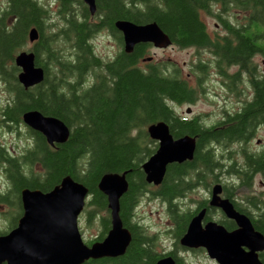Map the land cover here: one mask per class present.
<instances>
[{
  "label": "trees",
  "instance_id": "1",
  "mask_svg": "<svg viewBox=\"0 0 264 264\" xmlns=\"http://www.w3.org/2000/svg\"><path fill=\"white\" fill-rule=\"evenodd\" d=\"M214 1L95 0V13L91 15L81 0H60L57 7L54 0H0V80L8 92L1 108L6 120L12 126L22 125V115L37 110L62 120L70 129L64 143L50 145L42 133L26 127L27 139L31 137L33 144L17 155L0 146V163L4 162L17 194L23 188L50 191L66 175L82 183L89 197L83 218L99 224L97 236L87 241L90 245L102 240L111 227L107 198L98 183L107 173L126 172L128 186L119 199V215L131 233V241L123 255L90 258L82 264H155L165 255H171L175 264H188L178 253L182 248L178 240L191 217L201 207H208L209 200H199L195 209L184 208L182 200L198 185L210 190L212 183H221V173L228 176L222 186L226 198L264 235V193L237 199L242 186L249 189L257 174L264 176V145L249 148L256 130L264 126V76L258 75L253 65L257 54L264 58V0H231L248 12L247 24L230 27L221 21L226 31L213 37L200 12L211 13ZM222 1L227 6L229 0ZM73 3L80 4L81 19L70 10ZM53 15L57 22L50 23ZM89 18L99 22L87 23ZM117 20L136 24L154 21L168 35L171 45L205 49L214 57L207 61L199 58L192 64L193 86L167 62L150 61L143 68L139 62L152 43L139 42L131 52H125L122 33L114 26ZM51 26H57L56 30ZM32 28L38 38L27 46ZM101 28L121 42L116 56L106 61L94 53L92 44ZM21 51L33 52L35 65L44 71L42 82L28 88L19 82L21 68L14 60ZM210 63L213 74L232 91H237L234 85H244L245 78L252 97L233 111L224 109L223 116L211 124H206L201 115L179 116L175 107L198 100ZM231 66L238 67L236 72H229ZM90 73L94 76L92 84L86 82ZM159 121L169 126L174 138L189 135L196 141L193 158L169 164L154 194L167 204L172 222L169 232L175 247L167 253L156 251V235L147 234L134 211L149 188L141 165L157 148L147 127ZM233 143L242 147V160L230 149ZM218 146L224 147L226 154L220 153ZM5 202L19 210L18 216L21 214L19 201ZM259 257L264 264V254Z\"/></svg>",
  "mask_w": 264,
  "mask_h": 264
},
{
  "label": "water",
  "instance_id": "2",
  "mask_svg": "<svg viewBox=\"0 0 264 264\" xmlns=\"http://www.w3.org/2000/svg\"><path fill=\"white\" fill-rule=\"evenodd\" d=\"M90 13L95 11V0H83ZM115 27L122 33L123 48L131 52L135 44L150 42L156 48L170 46L171 40L156 22L136 24L117 20ZM29 41L38 38L35 28L29 31ZM21 68L19 82L31 87L42 82L44 71L35 65L34 53L21 51L15 56ZM23 123L44 135L50 145L64 143L70 129L60 119L30 110L22 115ZM148 135L157 141V148L141 165L147 183L162 182L167 166L191 160L196 141L183 135L174 138L169 126L159 121L147 127ZM126 172L107 173L98 183L106 195L111 227L102 240L85 243L78 226L79 215L85 207L88 189L70 175L62 178L53 189L43 192L25 188L21 191L23 215L15 228L0 236V264H82L92 258L123 255L131 241V233L123 226L119 215V199L127 189ZM222 185L211 187L209 205L218 207L237 227L227 230L213 220L203 224L205 209L195 213L179 238V245L187 249L202 248L218 264H263L264 235L256 230L250 218L235 209L228 198L220 196ZM155 264H175L171 255L160 257Z\"/></svg>",
  "mask_w": 264,
  "mask_h": 264
},
{
  "label": "rangeland",
  "instance_id": "3",
  "mask_svg": "<svg viewBox=\"0 0 264 264\" xmlns=\"http://www.w3.org/2000/svg\"><path fill=\"white\" fill-rule=\"evenodd\" d=\"M238 14L239 18L242 17L241 12L238 11ZM204 17L205 16L202 15V18ZM203 20L206 24L207 30L211 33V31L215 28L214 22L208 18H204ZM53 21L57 22L55 15L51 16L49 22L52 23ZM56 27L57 26H51L50 29L56 30ZM31 44L32 43L28 41L27 46H30ZM92 44L94 53L105 61L112 59L118 53L119 48L116 39L112 35H109L107 31L95 34L92 38ZM27 48L28 47H25L24 50ZM150 56L153 62H167L173 67H176L180 71L181 77L186 79L192 86L196 84L195 77L192 73V64L197 62L199 58L204 61L211 59L208 52L198 54L192 47L182 49L173 45L165 48L151 47L149 53L145 57L147 58ZM253 61L258 64V75L260 74L264 76V64L261 62L260 56H255ZM146 63L148 62L142 60L139 62V66H145ZM234 69L235 67H232L229 71L233 72ZM209 70L211 73L209 72L202 83L203 89L200 92L198 100L193 104H182L178 107L174 106L177 114L185 117L201 115L202 120L206 124H211L223 116L224 109L233 111L239 108L241 106L239 99L244 96L246 97L247 94L249 99L252 97V88L245 79L244 85L239 83V89H237V91H232L228 86L222 83L221 77L213 74V63H210ZM92 77L94 79L93 74H88L86 82H90ZM7 98L8 92L2 88V82H0V104L5 102ZM27 138L28 135L26 134V126L23 124L17 126L16 130H14L12 125H10L9 128H7V126L5 127L0 125V146L4 147L12 155H17L26 146H29L30 140ZM239 145V143H233L230 149L235 150L238 153L239 160H242L240 154L242 147ZM263 145L264 126H260L256 130L254 138L250 141L249 148L254 150L260 149ZM217 149L220 153L226 154L224 147L218 146ZM34 167L36 168V171H38V165H35ZM220 175V179L222 183H224L228 176H226L225 173H221ZM5 183H8V181L1 174L0 188ZM215 184L216 182L211 185L213 186ZM155 186V184H149V188L144 191L138 199L136 208H134L136 213L135 219H137L140 224L146 228L148 235H156V251L158 253H167L175 247V239L172 233L169 232L172 222L168 215L167 204L161 198L158 199L153 195V191L155 193V191L158 190ZM210 190L198 185V187L187 192L186 197L182 200V206L184 208L195 209L199 200L209 199L211 194ZM239 191V197L237 198L238 201H240V197L243 195L262 196L264 193V176L262 174H257L254 178L253 187L248 189L242 186ZM88 199L89 197L86 199V202ZM83 213L86 215L85 210L79 215L78 226L84 242L87 243L88 240L97 236L99 232V224L98 222L87 223V221L83 218ZM8 215L9 214L6 216ZM217 216L218 215H216V217ZM0 217L1 219H5L2 217V214H0ZM0 225H3L2 220L0 221ZM178 253L188 264H218L215 260L208 257L204 249L199 250L196 248V250H192L181 248Z\"/></svg>",
  "mask_w": 264,
  "mask_h": 264
},
{
  "label": "flooded vegetation",
  "instance_id": "4",
  "mask_svg": "<svg viewBox=\"0 0 264 264\" xmlns=\"http://www.w3.org/2000/svg\"><path fill=\"white\" fill-rule=\"evenodd\" d=\"M54 1H55V7H57L59 5V3H60V0H54ZM81 1H82L83 5H85L88 8V6L83 2V0H81ZM78 4L79 3H77L75 5L73 3L72 6L70 7V10L73 13H75L78 16L79 19H81L80 17H82V15L78 14V11L80 9V6H79L80 4L79 5ZM210 5H211V8H212L211 13L206 12V11L205 12L201 11L200 12V19H201V21L204 24H205V22L203 20L204 18L211 19L214 22L215 28L211 31V33L207 30L211 36L214 35L213 37H215V36L224 35L226 30H224L222 28L221 24L219 23L221 21H226L229 24L230 27H243V26H245L247 24L246 23V18H247L246 16H248V12H246L244 10V7L242 9H239V7H237L234 4H232L231 0L228 1L227 6L224 5V2L222 0H215ZM234 11H235V13H234ZM238 11L242 13V17H240V18H239ZM94 13H95V11H94ZM94 13H90V14L93 15ZM210 14H213V15H210ZM202 15H204L205 17L202 18ZM88 22L96 24L99 21L97 20V18H89L87 23ZM104 31H107L109 33V31L106 28L99 29L98 33H102ZM109 35H111V33H109ZM116 42L118 44V48H119L118 52H119V50L121 49L120 48L121 42L119 43V40L117 38H116ZM122 44H124L123 43V37H122ZM194 49L196 50V48H194ZM196 52L198 54H202L204 52H207V50H205V49H197ZM209 54H210L211 59H212V57H214V56L211 53H209ZM256 56H260L261 62L264 64V58H262V56L260 54H257ZM150 61H152V60L148 59L146 62H150ZM253 65L255 66V69H256L255 72L257 73L258 69H259L258 64L254 63V61H253ZM232 67H235L233 72H236L238 67L237 66H231V68ZM143 68H145V66H143ZM229 72L233 73L232 71H229ZM242 78H244V77H242ZM0 82H2V88L5 90L6 84L3 81H1V80H0ZM92 82H94L93 77H92V80L90 81V84H92ZM244 83H245V80H244ZM241 85H243V84H241ZM234 88L239 89V86L238 85H234ZM229 89H232V87H229ZM252 93L253 92H251V94ZM248 100H249V96L247 94L246 97L244 96L243 98L239 99V103L242 105L244 102H246ZM2 104H4V102L1 103V105H0V125L1 126H5V127L7 126V128H9L10 124L6 120V117H5V114H4V109L1 108ZM179 116H181V115H179ZM181 117H185V116H181ZM12 127L14 128V130L17 129V126H12ZM30 139L31 140H30L29 146H31L33 144V139L31 137H30ZM1 174L4 176V178L7 179L8 183H5L0 188V214H2V217L5 218V219H1V217H0V221L2 220V222H3V225H0V236L7 234L10 230L15 228L17 226V224H18L19 218L23 215V207H22V202H21V191L23 189H25V188L21 189L19 194H17L13 183L10 181L9 173H8L7 169L5 168L4 162L0 163V175ZM164 177H163V180H164ZM163 180H162L161 183L155 184L156 185L155 187L159 188L162 185ZM220 184L223 186L222 181H221ZM223 190L224 189L222 188L221 197H225L226 198V195L224 194ZM154 194L155 193H153V195ZM154 196H156V198L160 199V197L157 194L154 195ZM5 201H19L18 203H19V205L21 206V209H22L21 214L18 216L19 210L15 209L16 207L14 205H9L8 202H5ZM207 205H208V207H201V209L202 208L205 209V215H204V217L202 219L203 224L205 222H207L208 220H213V221L217 222L218 224L223 225L227 230H233V229H235L237 227L236 223L232 219L227 218L220 208L214 207V206H210L209 205V201H208ZM4 213H7L9 215L6 216L7 214H4ZM215 214L218 215V216L216 217ZM209 216H210V218H209ZM218 217H220V218H218ZM218 220H221V223H219Z\"/></svg>",
  "mask_w": 264,
  "mask_h": 264
},
{
  "label": "bare ground",
  "instance_id": "5",
  "mask_svg": "<svg viewBox=\"0 0 264 264\" xmlns=\"http://www.w3.org/2000/svg\"><path fill=\"white\" fill-rule=\"evenodd\" d=\"M114 26H115V24H114Z\"/></svg>",
  "mask_w": 264,
  "mask_h": 264
}]
</instances>
